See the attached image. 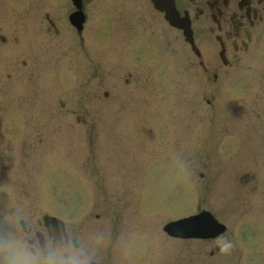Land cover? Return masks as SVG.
I'll list each match as a JSON object with an SVG mask.
<instances>
[{"label": "rangeland", "instance_id": "374dc122", "mask_svg": "<svg viewBox=\"0 0 264 264\" xmlns=\"http://www.w3.org/2000/svg\"><path fill=\"white\" fill-rule=\"evenodd\" d=\"M111 2L107 12L95 9L102 0L86 2L79 36L69 0H0V132L11 137V155L0 146V192L12 194L0 196V232L10 215L34 224L46 212L82 241L129 233L127 251L142 240L137 256L150 257L168 241L160 224L206 207L226 225L207 244L217 246L208 263L264 264V165L249 173L237 126L245 116L230 112L236 103L263 111L264 67L197 79L187 45L148 0Z\"/></svg>", "mask_w": 264, "mask_h": 264}, {"label": "flooded vegetation", "instance_id": "af4514ba", "mask_svg": "<svg viewBox=\"0 0 264 264\" xmlns=\"http://www.w3.org/2000/svg\"><path fill=\"white\" fill-rule=\"evenodd\" d=\"M178 14L188 19L197 45L212 39L213 47L202 66H217L216 53L227 65L242 61L251 48H260L264 40V0H172ZM220 68V64L218 66ZM26 231H30V228ZM37 234L38 231L34 230ZM55 242L68 240L52 227L43 228L41 235ZM40 235V236H41ZM38 235V237H40ZM72 243L76 245L73 241ZM203 250L206 245L203 243ZM89 264L94 257L92 248L85 250Z\"/></svg>", "mask_w": 264, "mask_h": 264}, {"label": "clouds", "instance_id": "9594fccd", "mask_svg": "<svg viewBox=\"0 0 264 264\" xmlns=\"http://www.w3.org/2000/svg\"><path fill=\"white\" fill-rule=\"evenodd\" d=\"M23 214L6 217L9 230L0 232V264H89L82 246L71 240L55 242L50 236L38 237L34 231H22ZM228 245L220 250L225 251Z\"/></svg>", "mask_w": 264, "mask_h": 264}]
</instances>
